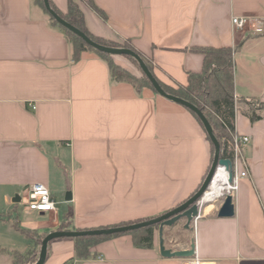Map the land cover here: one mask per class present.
Instances as JSON below:
<instances>
[{
    "label": "crops",
    "instance_id": "obj_1",
    "mask_svg": "<svg viewBox=\"0 0 264 264\" xmlns=\"http://www.w3.org/2000/svg\"><path fill=\"white\" fill-rule=\"evenodd\" d=\"M51 1L66 10V0ZM92 1L106 18L79 1L88 30L113 42L129 40L167 85L185 84L186 72L201 71L203 56L192 48L233 47L243 40L233 55L235 96L264 102V35L230 22L233 15L264 20V0ZM244 109L238 104L234 127L235 134L249 136L243 147L248 176L232 197L233 214L217 215L221 200L204 203L188 240L169 245L176 240L163 237L172 250L193 240L202 263L264 264V112L250 122ZM211 163L206 133L186 107L114 81L91 51L73 61L64 33L32 0H0V202L21 229L49 233L64 215L73 230L158 217L196 193ZM37 182L47 186L55 212L25 206V189ZM28 245L18 250L0 238V264H11L12 251L25 252ZM92 251L78 259L72 238H56L43 264L188 260L161 257L157 232L153 248L135 247L121 235Z\"/></svg>",
    "mask_w": 264,
    "mask_h": 264
},
{
    "label": "trees",
    "instance_id": "obj_2",
    "mask_svg": "<svg viewBox=\"0 0 264 264\" xmlns=\"http://www.w3.org/2000/svg\"><path fill=\"white\" fill-rule=\"evenodd\" d=\"M48 17L50 25L60 29L66 38L68 39L71 47V59L73 61L79 60L82 53L85 51H91L98 57L103 59L108 67L109 74L114 81H123L131 84L136 91L142 90V88H148L153 93L157 94L149 79L141 71L138 63L134 58L128 55H122L120 57L129 60L139 72L136 75L129 70L122 67L113 58L114 56L108 55L103 52H99L90 46H88L80 37L71 31L65 29L58 24L54 18L44 8L43 0H32ZM79 1H83L87 7L94 11L101 19H105L104 12L99 9L92 0H66V10L61 12L53 4L51 0H48L50 8L63 20L70 25L74 26L81 32H83L92 41L109 47H122L128 48L138 54L149 71L152 73L161 88L168 94L182 98L187 102L196 106L208 120L212 131L217 138L220 146L219 157L231 158L232 152L228 148V141L235 134V113L238 104H242L246 107L243 113L248 117L250 122L261 119V115L258 112H264V102L253 99L237 97L234 93V59L233 55L241 46L242 41L233 47H195L191 50L202 54L203 64L200 72H186L187 81L185 84L175 83L174 85H167L156 77L154 73V65L152 61L147 58L140 51L136 50L129 40H124L121 43L113 42L97 35L92 34L86 27L83 11L80 7ZM264 35V32L262 33ZM187 108V107H186ZM188 109V108H187ZM190 113L194 116L202 129L204 127L199 117L190 109ZM205 131V130H204ZM206 133V132H205ZM206 139L210 144L211 156L213 159L214 146L211 143L208 135ZM157 217V216H156ZM156 217L139 219L136 221L123 222L112 226H105L101 228H108L113 226L128 225L132 223H138L147 221ZM172 226L166 227L163 230V237H167V234ZM158 229V223H151L134 230H129L123 233H113L110 235H93V236H76L72 237L74 244V256L78 259H84L91 255H94L92 247L104 240H108L121 235H129L132 244L138 248H153L154 236ZM57 231H73L70 227V220L68 215H64L57 228ZM22 234L28 239V248L26 249L25 256L18 251H12V263L11 264H33L37 259V254L41 241L46 232H39L31 229H21ZM32 234V236H31ZM33 237V238H32ZM52 241V240H51ZM50 241V242H51ZM47 245V248L50 244Z\"/></svg>",
    "mask_w": 264,
    "mask_h": 264
},
{
    "label": "water",
    "instance_id": "obj_3",
    "mask_svg": "<svg viewBox=\"0 0 264 264\" xmlns=\"http://www.w3.org/2000/svg\"><path fill=\"white\" fill-rule=\"evenodd\" d=\"M44 8L47 10V12L54 18V20L60 24L65 29L71 31L72 33L76 34L78 37H80L88 46L91 48L106 53L111 56H122V55H128L131 56L136 60L138 63L141 71L144 73V75L149 79L151 82V85L153 86L154 90L157 92L158 95L175 102L177 104H180L184 107H187L191 111H193L200 119L204 130L206 134L208 135L211 143L214 146V154L211 166L201 184L199 189L194 193L190 198H188L186 201L178 205L177 207L171 209L170 211L147 221H142L138 223H132L128 225H121V226H113L108 228H96V229H87V230H73V231H51L47 233L44 238L41 241V245L39 247L38 256L36 261L33 264H43L46 255H47V245L48 243L56 238H62V237H76V236H93V235H110L113 233H123L129 230H134L139 227L151 224V223H158V229H157V236H158V251L161 257L164 258H180V259H190L195 256V244L192 240L190 242V245L186 249H176L172 250L170 248H166L164 245V239H163V229L164 227L173 226L179 221L180 219H184V228H188L189 224L192 222V220L198 216L200 210L202 209L203 205H198L197 201L202 195L203 191L206 189L209 181L211 180L212 174L216 168L217 165H223L225 167H230V160L227 158H220L219 157V151L220 146L217 138L215 137L212 128L206 119V117L203 115V113L193 104L187 102L186 100L176 97L174 95L168 94L165 92L161 86L158 84L152 73L149 71L141 57L136 54L134 51L128 49V48H122V47H109L100 45L94 41H92L90 38H88L83 32L75 28L74 26L67 23L65 20L60 18L49 6L48 0H43ZM71 195L70 192H67L65 195V200H70ZM233 214V203L232 198L230 196H226L224 200L221 202L217 215L219 217H229Z\"/></svg>",
    "mask_w": 264,
    "mask_h": 264
},
{
    "label": "built area",
    "instance_id": "obj_4",
    "mask_svg": "<svg viewBox=\"0 0 264 264\" xmlns=\"http://www.w3.org/2000/svg\"><path fill=\"white\" fill-rule=\"evenodd\" d=\"M230 22L234 28L240 31H245L254 35L262 34L264 32V20L255 15H233L230 18ZM248 142L249 136L247 135H232V138L228 141V148L232 152L231 158H227L230 160V167L227 168L223 165L216 166L211 180L197 201L198 205L216 202L218 200L223 201L226 196H230L231 198L234 196L239 181L248 176V166L243 154V147ZM25 192V206L29 210L41 213L55 212V201L52 199L46 185L39 182L33 183L25 189ZM198 217L199 214L192 220L194 227ZM184 264L203 263L195 254L193 258L188 259Z\"/></svg>",
    "mask_w": 264,
    "mask_h": 264
},
{
    "label": "rangeland",
    "instance_id": "obj_5",
    "mask_svg": "<svg viewBox=\"0 0 264 264\" xmlns=\"http://www.w3.org/2000/svg\"><path fill=\"white\" fill-rule=\"evenodd\" d=\"M83 5H86L83 1H82ZM87 6V5H86ZM117 63H120L121 65H126L128 68H130V72L139 75V72L137 71V69L134 67V65L127 60L126 58L120 57V56H114L113 58ZM57 199L59 198V196H62V193H60V195H58V193H55ZM12 206H10L9 209H11ZM0 208H3L4 211L0 212V238L2 239V242L5 244L8 243H14L16 244V249L21 250L20 248L25 245L28 242V239L24 236V234L21 233V228L19 226V223L17 222L16 217L14 216V214L12 213L11 210H7L6 206L3 204V202H0ZM58 208L60 210V212H66V207L63 204H58ZM2 210V209H0ZM22 220H24V217L21 218ZM185 223V220H184ZM183 225L179 224L177 226H174L172 229L169 230L168 234H167V240L168 239H175L176 241H172V242H168V244H175L176 242H182L185 240H188L189 236H190V230L194 228L192 222L189 224V227L184 229ZM192 231V230H191ZM32 236V234H31ZM33 238V237H32ZM71 238V237H69ZM25 256V253L22 252ZM38 256V254H37Z\"/></svg>",
    "mask_w": 264,
    "mask_h": 264
},
{
    "label": "bare ground",
    "instance_id": "obj_6",
    "mask_svg": "<svg viewBox=\"0 0 264 264\" xmlns=\"http://www.w3.org/2000/svg\"><path fill=\"white\" fill-rule=\"evenodd\" d=\"M203 264H206V263H203Z\"/></svg>",
    "mask_w": 264,
    "mask_h": 264
}]
</instances>
